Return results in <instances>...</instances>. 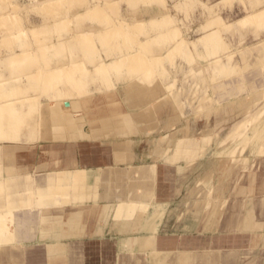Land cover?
<instances>
[{"label":"crops","instance_id":"obj_1","mask_svg":"<svg viewBox=\"0 0 264 264\" xmlns=\"http://www.w3.org/2000/svg\"><path fill=\"white\" fill-rule=\"evenodd\" d=\"M98 97L94 123L71 112L76 129L46 123V138L19 144L26 167L0 196V264H264V174H178L150 160L153 137L102 128L114 114Z\"/></svg>","mask_w":264,"mask_h":264},{"label":"rangeland","instance_id":"obj_2","mask_svg":"<svg viewBox=\"0 0 264 264\" xmlns=\"http://www.w3.org/2000/svg\"><path fill=\"white\" fill-rule=\"evenodd\" d=\"M20 1L14 2V5L11 4V0H0V4L7 3L9 13L14 14L10 17L13 20L6 18L12 21L10 24L14 21V24L20 23L21 28L25 29V23H22L25 22L24 19L33 17L37 22L40 21L41 16L38 14L40 12L36 13L30 5V9L28 5L21 6L24 0ZM28 1L32 2V0ZM97 1L103 2V0ZM87 2L89 0H78L79 4ZM132 3H135L134 0ZM165 4L170 7V12L164 18L145 24V27H134L135 30L129 32L131 36L121 37L123 45L126 41L127 45L135 44L134 50L136 49L137 53H134L132 58L135 71L147 69L138 76L140 78H134L141 79L144 85H154V89L159 83L166 97L163 100H166L167 105L165 104L154 117L158 123L156 129L148 128L147 134L143 135L147 138L153 137L154 140L153 147L148 150L151 154L150 160L165 167H174L175 170L177 168L178 174H264V19H262L264 12L261 15L260 11L264 7V0H166ZM17 5H20V8H17ZM123 6L121 4V7ZM62 11H60L63 15L61 17H66L67 13L63 14L66 10ZM16 12L19 13V17ZM105 12L110 13L113 23L110 26L114 27L111 30L112 35L117 34L116 30L124 32L126 29L128 32V28L121 27L123 26L121 22L114 21L119 14L127 18H135L128 16L130 14L122 9L121 13ZM253 12L255 13L253 17L256 16L255 20L249 19L246 24H241L242 28L241 25H236L238 19L251 17L250 14ZM47 14L49 22L53 14L50 17L49 13L45 15ZM257 16H260L259 20ZM228 24L236 26L231 30H224ZM148 29H151L149 36L152 37L146 44L148 49L146 50L142 49L137 41L144 37ZM49 30V26H41L35 31L45 33ZM215 30L218 34L221 32L223 47L221 43V47L217 45L219 49L214 50L212 49L216 46H213L214 40L209 44L203 42H207L204 34ZM35 31L30 30V34ZM17 36L18 39L24 36L23 39L26 40L28 37L30 40L34 38H30L27 29L21 30ZM183 36L193 42L186 50L181 51L180 48L175 47V43L177 39H183ZM97 37L98 35H95L94 39L96 40ZM3 44L0 40V47H9ZM93 44L87 46L88 52L86 51L85 55L88 56V63L97 57ZM207 52H215L216 55L223 56L221 63H226L228 53H233V57L228 68L223 69L214 65L212 56L209 57ZM157 54L163 55L150 59L152 55ZM2 62L0 61L1 64ZM127 68L128 66L125 65L121 69L126 75ZM113 76L114 74H111L110 78L113 79ZM147 80L153 82L150 84ZM118 94L119 97L121 94L124 95L121 92ZM121 98H123L121 101L126 102V96L125 99L124 96ZM158 101L152 100L150 104L154 105ZM39 116L38 114L37 117ZM254 131L255 137L251 140ZM15 148L19 151L27 149L20 145ZM3 150L11 151L12 148H2L0 153L3 154ZM20 155V163L24 162L23 166H26V161H23ZM9 158L12 159L11 156ZM5 165V162L1 164L0 172L4 170L2 168ZM16 181L19 182V179Z\"/></svg>","mask_w":264,"mask_h":264},{"label":"bare ground","instance_id":"obj_3","mask_svg":"<svg viewBox=\"0 0 264 264\" xmlns=\"http://www.w3.org/2000/svg\"><path fill=\"white\" fill-rule=\"evenodd\" d=\"M17 1L12 2L11 0V4ZM23 2L21 6L28 5V9L31 6V9L36 13L40 12L38 14L41 16L40 21H37L38 23L34 20L36 18L33 17L26 18L27 20L24 19L25 22L22 23H25V29L21 28L22 24L20 25V23L14 24L13 21L14 25L10 24L11 20H13L10 17L14 14L9 13V5L7 3L0 4V40L5 45H9V47H6L3 44L5 47H0V61H3L2 64L0 63V151L6 147L12 148L11 151L3 150V154L0 153V167L1 164L6 163L4 168H2L4 170L0 172V196H4L6 180L16 177L18 171H23L26 167L23 166L24 162L20 163V158H18L19 156L16 153L18 149L15 147L19 146V144L31 145L46 138L49 134L48 130L44 132L46 123L53 124L55 130L56 125L63 120L67 124L69 131L76 129L79 122L71 116V112L84 111L87 114L89 111L88 106L90 103L95 102L99 95L98 98H103L108 109H112L111 114H114L110 120L100 122L102 128L117 135L122 133L143 136L144 133L147 134L148 128L151 130L156 129L158 123L154 117L165 104L167 105L165 103L166 100H163L166 98L163 88L159 83L154 89V85H144L141 83V79L137 80V78H134L143 74L147 69L140 72L135 71V64L132 62L134 53H137L136 49L134 50L135 44H132L133 46L127 45L128 42L126 41V44L123 45L121 42V37L125 36L127 38V36H131L129 32L135 30L134 27L148 25L164 18L170 12V7L165 4L166 0H134L135 3H132L133 0H103V2L89 0V2L83 4H79L78 0H34V2L32 0L31 3L27 0ZM27 2L29 3L25 4ZM121 4L124 6L121 7ZM17 6V8H20V5ZM121 9L129 13L130 15L128 16L135 18L131 19L119 14L118 17L114 18V21L121 22L123 24L121 27L128 28V32L126 29L124 32L116 30L117 34L112 35L111 30L114 27L110 25L113 23L110 19V13L105 11H110L113 14L114 11L115 13H121ZM61 10H63L62 12L66 10L63 13H67L66 17H61L63 16L61 15ZM260 11L261 15H263L264 7ZM254 12L250 14L251 17L246 16L238 19L236 25L246 24L249 19L250 21L255 20L256 16L253 17ZM46 13H49V17L53 14L49 22L48 14L45 15ZM259 17L258 20L260 19ZM6 18L11 20L9 21ZM262 19H264L263 16ZM262 19L261 21H263ZM236 25L228 24L224 27V30H231ZM41 26H49L50 30L45 33L44 31L42 33L35 31ZM99 26L105 28L103 29ZM149 27L153 28L154 26L149 25ZM240 27L242 28L243 26L241 25ZM26 29L30 38H34L30 40L27 36L28 39L26 40L23 39V36L18 39L17 34L21 30L26 31ZM151 29L146 30L144 37L137 41L142 49L148 50L146 44L152 37L149 36ZM30 30L35 31L32 34L33 36L30 34ZM95 35H98L96 40L94 39ZM204 36L207 37V42H203L204 44H209L214 40L213 46H216L212 49H219L217 45L220 46L222 43L221 32L218 34L215 30L205 33ZM126 38L125 40H127ZM192 42L193 40L183 36V39L179 38L176 40L175 47L180 48L181 51L182 49L186 50ZM89 44H93L92 46L95 49V52H93L97 56L90 63L87 61L88 56L85 55ZM27 45L32 47L29 46L28 48ZM162 55H152L150 59L152 60ZM207 55L209 57L212 56L211 59L215 66H221L223 69L228 68L229 62L233 57V53H228L226 63H221L223 56L216 55L215 52H207ZM125 65L128 66L127 75L121 70ZM4 73L8 74L5 75ZM111 74H114L113 79L110 78ZM147 82L151 84L153 81L147 80ZM119 92L124 94H121L124 99L126 96V104L132 110L131 113L123 114V108L118 99L120 96ZM152 100L159 101L153 105L150 104ZM46 107L51 113L47 119L42 113ZM59 107L62 109L61 113L56 110ZM38 114L40 115L39 117H37ZM88 117L89 122H95L91 115H88ZM138 123H142V126H137ZM98 130V128H94L95 132ZM254 137L255 131L252 133L251 140ZM60 174H84V172L73 171L66 173V171H59L58 177L61 176ZM58 180L62 181L60 178ZM76 180L74 177L73 182L76 183ZM60 182L57 183V186L60 185ZM8 217L9 214L7 213L4 215L0 214V226L3 224V219Z\"/></svg>","mask_w":264,"mask_h":264}]
</instances>
